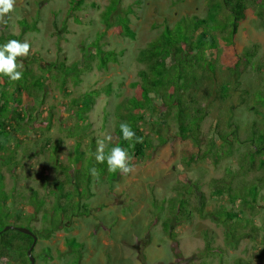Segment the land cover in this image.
Segmentation results:
<instances>
[{
	"label": "rangeland",
	"instance_id": "obj_1",
	"mask_svg": "<svg viewBox=\"0 0 264 264\" xmlns=\"http://www.w3.org/2000/svg\"><path fill=\"white\" fill-rule=\"evenodd\" d=\"M110 2L111 0H83L78 9L68 11V0H16L14 11L7 17L8 23L0 26L1 35L13 32L19 35L20 41H29L30 54L23 58V64L26 63L32 74L41 71L48 74L47 67L51 62L70 64L82 52H91L89 44L102 31L98 42L100 49L113 51L114 57L99 68L98 57L95 55L90 61V68L80 74L76 84L70 79L66 80V95L52 87L43 97L44 106L35 112V129L23 133L13 131V137H16L13 139V129L7 128L8 134L5 138H0V145L7 147L17 144L18 163L10 167L6 163L0 165L1 182L8 195L3 209H18L26 214L30 209L26 205L29 189H36L39 195H43L42 179L46 178L52 184L54 179L61 177L57 172L59 165L67 163V157L72 154V146L76 141L67 137L66 131L61 129L62 123L66 127L74 123L72 115L60 114L62 101L92 89L99 90L93 96L86 113L89 132L83 138H78L80 148L87 145L90 137L93 138L95 152L98 140L105 135L112 136L116 103L135 91L130 83L136 80V71L141 67L134 60L137 49L153 38L164 24L171 26L181 15L195 14L203 17L208 11L207 0H116V8L108 17L110 26L105 27L100 14ZM21 18L28 20V28L18 26L17 20ZM123 18L127 19V26L133 31V38L120 33L117 21ZM251 46H254V53L250 63L242 59L234 74L229 75L230 78L238 75V90L248 88L250 84L262 88L261 82L264 81V30L258 25L253 8L248 7L245 19L239 23L231 43L219 41L214 69L216 79L224 80L226 72L230 73L227 68L233 66L236 57L242 56L244 49ZM257 63L262 64L258 73L253 67ZM6 80L8 86L3 89L5 93L23 81ZM106 86L109 88L107 92L104 91ZM236 96L233 93L232 99L235 100ZM25 100L22 99V104H26ZM3 102L0 99V103ZM8 102L11 103L12 98ZM219 104L217 100H213L207 105L206 115L199 125L197 145L189 139L180 140L176 137V125L168 121L167 130L163 131L164 141L157 144L152 139V147L145 150L143 156L133 158V173L127 176L118 173L110 182H106L101 176L99 181L92 177V195L84 199L90 207V213L72 218L63 225L64 228L55 231L48 239H36L31 250L33 264H68L70 253L64 245V238L68 236L83 243L79 264H224L235 257L247 259L249 264H264L262 244L243 239L234 249L224 248L221 226L195 213L187 221L172 225L167 231L161 224L167 216L166 203L158 208H153L150 203L151 198L160 201L182 194L191 205H195L201 192L208 207L222 203L223 207L229 208L226 202L210 198L209 181L223 176L227 168L234 172L238 153L244 148L239 145L232 155L225 157L205 156L188 164L181 160L185 150L200 155L207 147L216 117L222 110ZM249 104L250 101L247 100L233 110L232 119L239 126L240 139L244 138L245 125L253 118V114L247 109ZM50 105H53L52 115L47 122L46 112L50 109L46 108ZM260 119L264 121V110ZM68 129L74 130L75 127ZM148 136L152 138L151 134ZM12 149L8 147L4 151L0 150V155L7 156L12 153ZM55 159L59 164H54ZM249 176L247 174L246 178ZM260 198H264V191ZM45 199L46 205H49L51 196H46ZM1 205L2 203L0 207ZM41 217L39 214L31 225L40 228ZM255 217L264 220V211L259 208ZM6 225L30 227L23 220H15L4 226ZM204 233L211 238V246L219 247V251L217 248L209 252L205 250ZM259 234L261 236L258 240L264 243V230ZM14 244L9 257L3 251L1 256L4 259L1 257L0 264L20 263V258L26 251ZM45 250L48 252H44Z\"/></svg>",
	"mask_w": 264,
	"mask_h": 264
},
{
	"label": "trees",
	"instance_id": "obj_2",
	"mask_svg": "<svg viewBox=\"0 0 264 264\" xmlns=\"http://www.w3.org/2000/svg\"><path fill=\"white\" fill-rule=\"evenodd\" d=\"M68 3V11H73L80 7L83 0H68ZM248 7L253 8L257 23L264 30V0H207L208 11L205 16L181 15L171 26L164 24L153 38L138 48L134 60L141 67L136 71V80L130 83L135 91L116 103L113 113L112 141L106 149L107 152L111 147L121 146L126 148L133 158H139L143 156L145 150L152 147V139L157 144L164 141L163 131L167 130L168 121L176 125V137L180 140L189 139L197 145L199 125L206 115V107L211 101L217 100L222 110L216 117L211 135L207 140V147L200 155L185 150L181 160L188 164L205 156L213 158L230 156L241 145L244 150L238 153L236 170L233 172L227 168L223 176L211 178L209 181L210 198L226 202L229 208L223 207L222 203L208 207L206 198L201 192L197 196L198 203L195 205H191L182 194L160 201L151 198L150 203L153 208L162 207L163 203H166L167 216L161 224L167 231L172 225L187 221L193 213L210 219L221 226L222 244L227 249L236 248L243 239L264 246V243L258 240L261 236L259 232L264 230V220H258L255 217L259 208L264 211V198H260L261 192L264 191V121L260 119L264 110V81L261 82L262 88L250 84L248 88L238 90V75L229 77L234 74L235 68L242 59L250 63L254 46L244 49L242 56L236 57L234 65L227 68L230 73L226 72L224 80H217L214 71L219 41L231 43L239 23L245 19ZM115 8L116 0H111L101 12L100 17L105 22V27L110 26L108 17ZM27 21L26 18H21L17 20V24L26 29L29 27ZM117 23L123 36L133 38V31L127 26L126 18L118 20ZM31 25L33 27V23ZM102 33L103 31L97 33L94 41L89 44L91 52H82L70 64H64L62 61L51 62L47 67L48 74L43 71L32 74L31 69H27L24 63L22 84L15 85L14 90L5 93L3 89L8 86L6 80L8 77L0 76V99L4 100L0 103L1 139L7 136L9 127L13 129V139H16L13 137V131L23 133L35 129L37 126L35 112L44 106L43 97L52 87L66 95L68 92L65 86L66 80L70 79L73 84H76L80 74L90 68V61L95 55L98 57L99 68L104 67L108 60L114 59L113 51L100 49L98 42ZM11 39L19 40V35L13 32L0 34V45ZM261 66L262 64L257 63L253 67L258 73ZM108 90L106 86L104 91ZM98 91L92 89L60 103V114L72 115L74 123L69 127H75L74 130H69V127L62 123L61 129L66 131L67 137L74 138L76 141L72 146V154L67 157V163L59 165L57 172L61 174V177L54 179L52 184L48 183L46 178L42 179L43 195H39L36 189H29L26 205L30 209L26 214H22L18 209H3L8 195L3 189L0 178V203H2L0 260L1 257L4 259L1 256L3 251L7 252V257L12 254L11 249L15 247L14 243L25 252L32 241L30 235L14 228L3 229L5 224L23 220L30 226L28 229L36 239H48L55 231L61 227L64 228L63 225L72 218L90 213V207L84 199L92 195L91 168H97L106 182H110L117 176L118 173L107 170L106 163L101 164L95 161L93 138H89L84 148L79 147L78 138H83V135L89 132L86 113L93 96H96ZM233 93L237 94L235 100L232 99ZM9 98H12L11 103L8 102ZM23 98L26 99V104H22ZM247 100L250 101L247 109L253 114V118L245 125L244 138L240 139L239 126L232 119L233 110ZM51 106L53 105L46 108L50 109L46 112L47 122L52 115ZM152 116L154 118H151ZM121 122L129 123L143 142L133 147L129 142L124 141L119 128ZM142 124H145V127H142ZM148 134H151L152 138ZM44 145L46 146L47 142ZM8 147L13 148L12 153L7 156L0 155V165L6 163L10 167L18 163L16 159L18 145H7V147L0 145V150L4 151ZM57 163L59 164L55 159L54 164ZM247 174H250L249 178H246ZM46 196H51L49 205H46ZM259 198L262 200L260 201ZM39 214L42 215V226L35 228L31 222L37 220ZM203 237L207 252L216 248L219 251V247L211 246L212 240L206 233ZM64 245L70 253L68 264H79L83 243L68 236L64 238ZM257 255L259 257L260 253ZM14 257L21 256L14 255ZM15 264H29L26 252L20 258V263ZM224 264H249V261L235 257Z\"/></svg>",
	"mask_w": 264,
	"mask_h": 264
},
{
	"label": "clouds",
	"instance_id": "obj_3",
	"mask_svg": "<svg viewBox=\"0 0 264 264\" xmlns=\"http://www.w3.org/2000/svg\"><path fill=\"white\" fill-rule=\"evenodd\" d=\"M16 0H0V26L8 23L7 17L15 9ZM31 45L28 40L20 41L16 39L8 40L0 45V76H6L12 82H18L24 76V64L22 58L30 54ZM120 132L124 141L131 146L142 143L141 137H138L133 131L131 125L127 122H121L119 125ZM112 141V136L105 135L97 141L96 151L93 153L97 163L107 165V170L111 173H119L127 176L135 171L132 165L133 156L129 151L121 146L111 147L106 152L108 144ZM90 175L96 180L100 179V172L97 168L90 169Z\"/></svg>",
	"mask_w": 264,
	"mask_h": 264
},
{
	"label": "water",
	"instance_id": "obj_4",
	"mask_svg": "<svg viewBox=\"0 0 264 264\" xmlns=\"http://www.w3.org/2000/svg\"><path fill=\"white\" fill-rule=\"evenodd\" d=\"M6 228H14L17 231L22 232V233L27 234V235H30L32 237V241H31L30 245L28 246V248L26 249V255L28 257L29 264H33V257L31 255V249H32L34 242L36 240L35 235H33L32 232L28 228L22 227V226L6 225V226H4L3 229H6Z\"/></svg>",
	"mask_w": 264,
	"mask_h": 264
}]
</instances>
